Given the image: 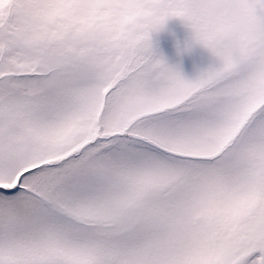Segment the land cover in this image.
<instances>
[{"label":"snow or ice","instance_id":"1","mask_svg":"<svg viewBox=\"0 0 264 264\" xmlns=\"http://www.w3.org/2000/svg\"><path fill=\"white\" fill-rule=\"evenodd\" d=\"M0 264H264V0H0Z\"/></svg>","mask_w":264,"mask_h":264}]
</instances>
